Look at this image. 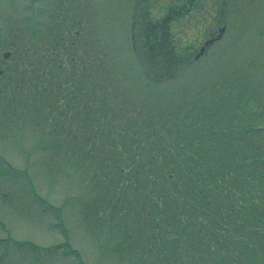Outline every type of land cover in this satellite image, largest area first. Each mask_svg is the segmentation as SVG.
I'll return each mask as SVG.
<instances>
[{
	"label": "rangeland",
	"instance_id": "1",
	"mask_svg": "<svg viewBox=\"0 0 264 264\" xmlns=\"http://www.w3.org/2000/svg\"><path fill=\"white\" fill-rule=\"evenodd\" d=\"M33 3L0 0V264H214L229 204L264 264V0Z\"/></svg>",
	"mask_w": 264,
	"mask_h": 264
},
{
	"label": "trees",
	"instance_id": "2",
	"mask_svg": "<svg viewBox=\"0 0 264 264\" xmlns=\"http://www.w3.org/2000/svg\"><path fill=\"white\" fill-rule=\"evenodd\" d=\"M144 146L145 145H140L139 148H141L143 150L145 148ZM149 152H150V150H149ZM136 154L137 155L135 156L134 159H135V163L137 165H139L138 160L140 161V158H142V160L140 161L142 166L145 164V167H146L147 164H151L152 163V161H150V159L147 158L148 154H143L142 152H139V153H136ZM173 160H174V158L171 159V160H163V161L167 162L170 165V164L173 163ZM160 161H162V160H160ZM158 162L159 161L156 160V163H158ZM133 171H135V170H133ZM127 172L128 171L125 169V171H124V177L125 178L128 175ZM135 172H138V170L135 171ZM215 186L217 187L218 183H216ZM206 187L208 189L211 188L210 185H207ZM215 192H216V195L218 197L222 198L221 195H220V192H217V191H215ZM200 200L202 201L203 199L201 198ZM206 202L208 203L207 200H206ZM210 205H215V202H211ZM218 205H225V204L220 202V204H218ZM229 205H231V208H229V212H228V214L226 216L234 214V219L232 220L230 217L228 219H225V221H227V223H225V224L229 225V230H228L227 234H220V236L215 237L216 235H211V234H208V232H207L208 239L212 240V241H214L216 243L220 242V241L223 242L224 240H227V245H226L225 250L223 248V250L220 249L219 251H215L217 248H222L221 244H216V243H214V245H212V247L210 249L211 251L214 250V252L216 254V262L215 263H217V264H233V263L234 264H238L240 261H244L245 262L244 252L246 251V247L242 248V247L245 246V244L241 240V237L237 234L235 229L232 227V225L233 226H238L239 229H241L240 224H238L239 221H240V211L238 209V205H234V204H229ZM181 209H183V211H180ZM184 209H185V207L181 206V207H178L177 209H172L171 210L170 216L167 218V222H166L167 228H165V230H168L171 233V230L174 227H176V223L177 222L179 223L178 220L188 216V213L186 214L184 212ZM173 210L175 211V213H173ZM176 211L181 212V213L177 214ZM201 215H196L193 218V227H194L195 220L199 219V217ZM175 217L178 219L176 223L174 221ZM210 218H211L212 221H215L214 222L215 230L219 231L220 233H223L222 230H224L225 226L222 225V223H220L218 225V228H217V226H216V217L215 216H211ZM220 226H221V229H222L221 231L218 230ZM157 229H158V227H157ZM157 229H156V231H157ZM201 235H204L203 232L201 234H198L197 236L183 235L181 238L178 239L177 244L184 246L186 248V250H187V259L180 261L181 264H204L205 263V255L204 254H206V251H205V247L201 244L202 243L201 242L202 241ZM204 238L206 239L205 235H204ZM194 240L197 241L196 247L200 249V251H199V253H197V255H195L193 253L194 251H197L195 249L194 245L192 244V242ZM170 242L174 243L173 240L172 241L170 240ZM225 254H227V258L224 257ZM189 258H193L194 260L189 262V260H188ZM180 263H178V264H180Z\"/></svg>",
	"mask_w": 264,
	"mask_h": 264
},
{
	"label": "flooded vegetation",
	"instance_id": "3",
	"mask_svg": "<svg viewBox=\"0 0 264 264\" xmlns=\"http://www.w3.org/2000/svg\"><path fill=\"white\" fill-rule=\"evenodd\" d=\"M217 38H212V39H210L211 41L209 42V44L210 43H212L213 41H215ZM208 48V45L205 47V50L204 51H206V49ZM14 55H15V53L14 52H12V51H9L8 53H6V54H4V56L2 57L3 58V61H4V59L7 61V63H6V66H8V63L10 62V60L14 57ZM6 66H4V68H6ZM3 70L2 69H0V76L2 77L4 74H3ZM0 92L2 93L3 92V90L2 89H0ZM10 94V91L8 90V92H7V94L6 95H9ZM11 119V118H10Z\"/></svg>",
	"mask_w": 264,
	"mask_h": 264
}]
</instances>
